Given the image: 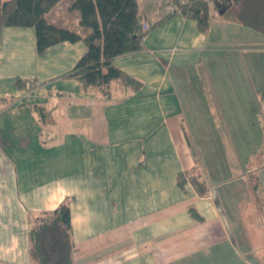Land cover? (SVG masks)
<instances>
[{
    "label": "crops",
    "instance_id": "0c3cea01",
    "mask_svg": "<svg viewBox=\"0 0 264 264\" xmlns=\"http://www.w3.org/2000/svg\"><path fill=\"white\" fill-rule=\"evenodd\" d=\"M137 2L147 27L141 49L113 64L142 86L113 81L108 98L63 77L83 55L81 42L39 56L34 28H2L0 264H30V219L65 200L73 264H264L258 153L243 160L248 171H226L193 152L184 126L197 118L203 131L218 118L238 139L262 140L251 116L262 108L264 71L252 57L247 68L212 70L238 39L228 27L238 22L225 14L212 10L202 33L180 12L167 16L173 0ZM187 173L201 176L203 195L186 177L178 182Z\"/></svg>",
    "mask_w": 264,
    "mask_h": 264
},
{
    "label": "trees",
    "instance_id": "16d2710c",
    "mask_svg": "<svg viewBox=\"0 0 264 264\" xmlns=\"http://www.w3.org/2000/svg\"><path fill=\"white\" fill-rule=\"evenodd\" d=\"M173 5L178 7L177 11L167 16L180 12L195 20L202 33L209 30L212 10L225 14L235 6V20L241 26L264 33V0H189L183 5L173 0ZM53 9L57 12L50 16ZM4 27L34 28L39 56L56 44L81 42L83 55L63 77L77 80L83 90L98 89L108 98L113 81L134 91L142 86L113 64L116 56L141 49L146 29L137 0H0V42ZM184 177L199 194L205 193L200 175L180 174L178 182L182 183ZM189 213L196 216L193 209ZM70 219L69 200L61 202L52 212H40L30 219V264H73L75 248Z\"/></svg>",
    "mask_w": 264,
    "mask_h": 264
},
{
    "label": "rangeland",
    "instance_id": "374dc122",
    "mask_svg": "<svg viewBox=\"0 0 264 264\" xmlns=\"http://www.w3.org/2000/svg\"><path fill=\"white\" fill-rule=\"evenodd\" d=\"M236 12H237V6L231 7L225 13L224 18L227 20L228 19L235 20ZM228 25H229L228 26L229 29H231V32L232 33L234 32L233 37L235 38L238 37V39L233 40L228 45L227 44L224 45L221 51L222 52L231 51L229 54L230 56L228 55L227 56L228 58L224 57V59L220 57L219 59L215 58L213 65H212V70H213V67L215 69L217 65H218L217 68H220V69H228V70L229 68L238 69L241 67V66H238L239 63L241 64L243 63L244 65L243 67L247 68L249 66V58L252 57L253 63L256 64V67L259 70L264 71V35L255 34L248 28L241 26L239 23H233V24L228 23ZM239 30H242L244 32L246 31L245 33L247 34L244 35L243 32L242 31L239 32ZM238 32L239 34H237ZM250 35H253V38H251ZM254 35H257L256 37H258V39H254L255 37ZM243 39L245 41H243ZM242 53L244 55H242ZM233 55H236V56H233ZM246 62H247V65H246ZM205 67L206 66H203L200 69V70H203L204 73H205ZM190 78L192 81L195 80V78H193L192 75H190ZM262 80L264 81V78H262ZM183 81L184 83L189 84L187 77H185ZM203 83H204L203 78L201 76L199 77L198 75V84L201 85ZM203 110L206 111V109H203ZM257 113L259 115L257 116L259 121L257 120L254 114L251 117L257 121L256 122L257 128L258 126H260L264 130V99L262 100V108L257 109ZM209 114H213V112L211 113L209 112ZM202 117L204 116L202 115ZM196 119H194L195 127H194V124H192V122L189 121L188 119L187 120L185 119L184 121V126L186 128V132H187V136L189 140L188 142L193 152L195 151V153H199L200 151H203L202 152L203 155H205L204 153H206L208 157L211 156L210 159L205 156L208 160H210L208 162H211L210 163L211 165H214V164L217 165L220 162V167L221 168L225 167L226 171H231L235 168L237 172L244 173L248 171L249 169H247L244 166L243 160L247 158L248 160L252 159L254 161V159L252 158L250 154H252L253 152H256L258 153V155L255 161V164L257 165L259 163L258 165H261L262 167H264V134H263L264 132L259 134L261 135L260 138H263L262 140L257 139V141L249 142L247 141V139H245L246 141H244L243 137H240V139H238V137H235V133L233 135V132L232 134H230L228 130H225L226 127L230 126V124H228L226 121L223 122V121H220L218 118H211L209 120V126L205 124L204 130L201 131L200 130L201 125L198 124L199 122ZM209 127H213L215 129L211 132H207L206 129ZM256 148L257 149L259 148L261 150L257 151ZM199 162H201L200 157H199ZM229 174H233L232 176H234V174L236 173L230 172ZM225 176L226 175H224V177ZM260 182H261L260 191L264 195V168L261 174Z\"/></svg>",
    "mask_w": 264,
    "mask_h": 264
},
{
    "label": "built area",
    "instance_id": "2783aa9c",
    "mask_svg": "<svg viewBox=\"0 0 264 264\" xmlns=\"http://www.w3.org/2000/svg\"><path fill=\"white\" fill-rule=\"evenodd\" d=\"M189 0H179V3L181 4V5H183V4H185V3H187ZM177 9H178V7L177 6H175V5H168L167 6V10L170 12V13H172V12H174V11H177ZM144 29H147V27H144Z\"/></svg>",
    "mask_w": 264,
    "mask_h": 264
}]
</instances>
